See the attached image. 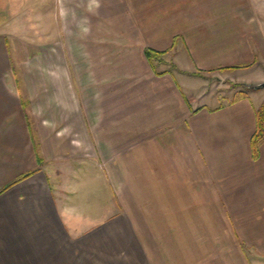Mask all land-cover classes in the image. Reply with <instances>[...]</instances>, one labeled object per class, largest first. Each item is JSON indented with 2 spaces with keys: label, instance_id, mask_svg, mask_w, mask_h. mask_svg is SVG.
<instances>
[{
  "label": "crops",
  "instance_id": "0c3cea01",
  "mask_svg": "<svg viewBox=\"0 0 264 264\" xmlns=\"http://www.w3.org/2000/svg\"><path fill=\"white\" fill-rule=\"evenodd\" d=\"M48 1L35 25L70 58L120 46L100 51L96 102L66 66L63 144L12 64L23 19L0 0V264H264V92L215 86L264 82V0Z\"/></svg>",
  "mask_w": 264,
  "mask_h": 264
},
{
  "label": "rangeland",
  "instance_id": "374dc122",
  "mask_svg": "<svg viewBox=\"0 0 264 264\" xmlns=\"http://www.w3.org/2000/svg\"><path fill=\"white\" fill-rule=\"evenodd\" d=\"M49 7L50 2L48 0H12L11 13L13 15L19 14V18H21V20L23 19V21L20 20L22 26H16L13 30V32L18 34L21 39L17 42L15 37H10L9 45L13 66L18 69V63H23L24 71L26 70L29 74L26 75V77L29 78L28 82L32 85L35 82L41 84L40 86L43 90L39 92L40 96L37 94V91H32L33 93H36V95H34L36 105L40 109V113L43 117L50 116L49 120L51 121L48 122H51L52 130H63L62 132H65L63 137H61L62 139L58 141L63 142L64 144L66 137V117L68 112L66 108V83L62 77H64L66 66L69 65L74 68V75H70V80L67 82L68 84L71 82L81 85L82 83L87 84L84 85L88 87L87 90L81 89V86H78V91L75 92L78 98L81 99V95H85L86 99H90V102H92V99L96 102V98H98L96 88L100 80L99 78L103 74L102 70L100 71L99 66H101L100 62L106 60L101 57L104 53H101L100 51L113 45L119 48L120 44H89L76 42L74 44V49L70 47L71 44L69 46L70 53L72 50L74 54L73 59L70 58L68 56L69 52L66 42L60 36H56L55 32L52 33L51 30L55 31V29L48 26L40 27L39 25H35V19L38 18V14L41 12L48 13ZM50 36L54 37L50 38ZM18 46L21 47L22 51L17 50ZM158 61L159 60H153V62L156 63ZM33 68H43L46 74H41L39 76L41 77L39 81H32L31 73ZM48 71L49 75L47 73ZM50 72L52 74H50ZM55 74L58 76L56 82L49 79L51 75ZM23 77L24 75H19L20 79ZM259 77L261 79V76ZM248 78H250V80H246V82L240 80H235V82H227L225 80L215 81V86L224 90V93L227 94L228 97L233 98L238 96L241 91L252 92V90L255 89V83L260 82L259 80H251V77ZM50 82L54 84H51ZM258 89L263 90L262 92H264V89ZM263 103L264 98L261 105ZM71 113L72 111H70V114ZM80 113L81 110L78 115ZM92 113L93 110H91V114ZM76 114L77 112H74V115ZM75 125L76 124H74V126Z\"/></svg>",
  "mask_w": 264,
  "mask_h": 264
},
{
  "label": "trees",
  "instance_id": "16d2710c",
  "mask_svg": "<svg viewBox=\"0 0 264 264\" xmlns=\"http://www.w3.org/2000/svg\"><path fill=\"white\" fill-rule=\"evenodd\" d=\"M147 54H149L150 57V55L152 56L155 55L156 53L147 51ZM256 114H257V130L252 139V145L255 149H257L264 141V103L257 109ZM26 176L27 175H23L21 176V178H24Z\"/></svg>",
  "mask_w": 264,
  "mask_h": 264
},
{
  "label": "water",
  "instance_id": "95a60500",
  "mask_svg": "<svg viewBox=\"0 0 264 264\" xmlns=\"http://www.w3.org/2000/svg\"><path fill=\"white\" fill-rule=\"evenodd\" d=\"M254 87L255 88H264V82L256 84Z\"/></svg>",
  "mask_w": 264,
  "mask_h": 264
}]
</instances>
